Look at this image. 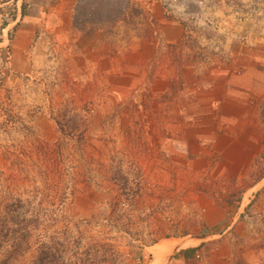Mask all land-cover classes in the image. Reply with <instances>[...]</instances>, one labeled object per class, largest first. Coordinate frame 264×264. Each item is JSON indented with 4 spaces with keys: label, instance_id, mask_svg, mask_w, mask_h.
Wrapping results in <instances>:
<instances>
[{
    "label": "rangeland",
    "instance_id": "obj_1",
    "mask_svg": "<svg viewBox=\"0 0 264 264\" xmlns=\"http://www.w3.org/2000/svg\"><path fill=\"white\" fill-rule=\"evenodd\" d=\"M160 1L184 24L180 62L218 68L232 63V49L264 42V0ZM109 3L115 21L141 12L134 0ZM27 4L0 0V264H71L78 239L80 246L114 242L126 255L121 264L132 263L153 243L185 246L195 236L222 232L224 225L206 227L205 204L226 202L234 213L244 189L246 209L236 219L245 234L233 225L224 234L232 264H264V149L247 174L250 182L240 185L219 182L215 168L206 171L170 160L160 142L177 134V120L168 108L183 103L177 80L162 98L153 97L148 86L135 87L127 102L107 118L95 119L99 103L86 95L92 88L71 79L61 81L62 91L57 89V77L64 72L59 74L61 59L53 50L42 64L26 70L13 58V21L22 18ZM86 4L78 1V16L95 23L104 18L101 3ZM261 117L264 132V105ZM31 216H37V226L28 227L21 251L10 255ZM40 243L48 252L41 263Z\"/></svg>",
    "mask_w": 264,
    "mask_h": 264
},
{
    "label": "crops",
    "instance_id": "obj_2",
    "mask_svg": "<svg viewBox=\"0 0 264 264\" xmlns=\"http://www.w3.org/2000/svg\"><path fill=\"white\" fill-rule=\"evenodd\" d=\"M26 1V13L13 21L16 30L11 42L12 56L24 70L30 64H42L53 50L61 59L59 72H64V77H57V89L62 91L61 81L71 79L82 88H92L86 95L99 103L94 115L97 120L107 118L127 102L135 87L148 86L153 97L162 98L177 80L183 87V103L169 105L167 101L169 114L177 120V134L162 137L161 150L180 166L206 171L215 168V177L223 184L250 182L247 174L264 149V42L248 49H232V63L218 68L192 66L180 62L184 24L168 14L160 0H134L141 12L117 21L109 14L113 7L109 0L104 4L87 0L86 7L101 3L105 8L104 18L96 23L78 16L79 0ZM132 24L135 28L129 29ZM213 156H217L216 161ZM245 193L244 189L234 213L227 210L226 202L205 204L206 227L222 229L224 225L222 232L195 236L185 246L156 242L125 264H232L231 245L224 232L233 225L235 232L245 234L241 219H236L245 212ZM210 244L216 247L208 252L205 247Z\"/></svg>",
    "mask_w": 264,
    "mask_h": 264
},
{
    "label": "trees",
    "instance_id": "obj_3",
    "mask_svg": "<svg viewBox=\"0 0 264 264\" xmlns=\"http://www.w3.org/2000/svg\"><path fill=\"white\" fill-rule=\"evenodd\" d=\"M22 9L24 4H21ZM26 225L24 228L20 229L21 234L15 237L13 247L10 255H16L21 251L22 248V239L24 236H28L31 230L37 226L38 218L37 216H31L26 220ZM30 223H34L29 225ZM17 233V231H16ZM80 240L76 241V250H74V260L71 264H121L125 259V253L119 249L116 243L108 242L105 240H93L89 244L81 245ZM46 244L40 243L39 252H38V262L41 263L48 257V252L46 251Z\"/></svg>",
    "mask_w": 264,
    "mask_h": 264
},
{
    "label": "bare ground",
    "instance_id": "obj_4",
    "mask_svg": "<svg viewBox=\"0 0 264 264\" xmlns=\"http://www.w3.org/2000/svg\"><path fill=\"white\" fill-rule=\"evenodd\" d=\"M175 243H176V241H174ZM172 243V242H171ZM177 244V243H176ZM166 245V244H165ZM168 245H169V243H168ZM171 245V244H170ZM171 246H173V244L171 245ZM176 247V246H175ZM158 248H159V246H158ZM168 249V248H167ZM173 249V248H172ZM158 250V249H157ZM156 250V251H157ZM155 251V250H154ZM160 251V250H159ZM162 251V250H161ZM166 251V250H165ZM168 251H169V249H168ZM171 252V251H170ZM157 254V253H156ZM163 254V253H162ZM167 257V256H166ZM160 259V258H159ZM162 259H164V258H162ZM155 261V260H154ZM156 262V261H155ZM159 262V261H158ZM158 264V263H157ZM161 264V263H160Z\"/></svg>",
    "mask_w": 264,
    "mask_h": 264
}]
</instances>
